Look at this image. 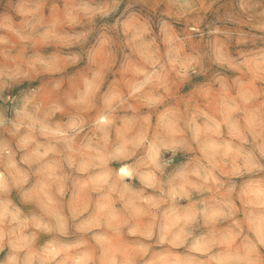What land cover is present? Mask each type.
<instances>
[{
    "label": "clouds",
    "instance_id": "clouds-1",
    "mask_svg": "<svg viewBox=\"0 0 264 264\" xmlns=\"http://www.w3.org/2000/svg\"><path fill=\"white\" fill-rule=\"evenodd\" d=\"M0 264H264V0H0Z\"/></svg>",
    "mask_w": 264,
    "mask_h": 264
}]
</instances>
